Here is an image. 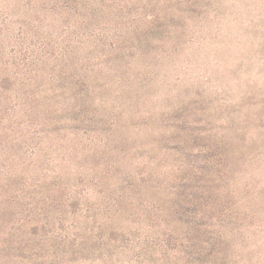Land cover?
Listing matches in <instances>:
<instances>
[{"label": "rangeland", "instance_id": "obj_1", "mask_svg": "<svg viewBox=\"0 0 264 264\" xmlns=\"http://www.w3.org/2000/svg\"><path fill=\"white\" fill-rule=\"evenodd\" d=\"M0 264H264V0H0Z\"/></svg>", "mask_w": 264, "mask_h": 264}]
</instances>
